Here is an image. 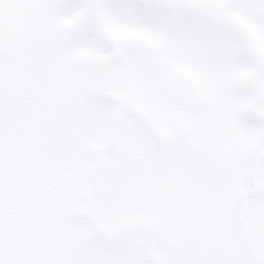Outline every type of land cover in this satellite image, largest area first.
<instances>
[{
	"label": "snow or ice",
	"instance_id": "snow-or-ice-1",
	"mask_svg": "<svg viewBox=\"0 0 264 264\" xmlns=\"http://www.w3.org/2000/svg\"><path fill=\"white\" fill-rule=\"evenodd\" d=\"M0 264H264V0H0Z\"/></svg>",
	"mask_w": 264,
	"mask_h": 264
}]
</instances>
